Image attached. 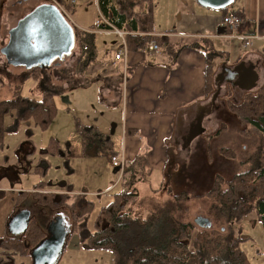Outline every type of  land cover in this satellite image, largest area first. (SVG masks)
I'll return each instance as SVG.
<instances>
[{"label":"trees","instance_id":"trees-1","mask_svg":"<svg viewBox=\"0 0 264 264\" xmlns=\"http://www.w3.org/2000/svg\"><path fill=\"white\" fill-rule=\"evenodd\" d=\"M56 1L64 9L74 12L73 0ZM76 1H83L89 6L94 4L92 0ZM44 2L49 3L47 0ZM4 5V0H0V22ZM100 7L115 27L128 33L126 42L129 52L142 51L152 41H155L164 50L171 48L166 39L153 36L155 30L154 0H101ZM227 11L223 12L227 13ZM232 13L242 19L245 17L238 10ZM92 29H94V25ZM203 41L207 42V40ZM85 43L86 50L83 49ZM78 45L81 48L78 67L82 71H86L98 56L95 34L85 35ZM192 47L203 49L197 44ZM204 51L207 60V92H210L213 90V70L215 71L212 61L225 54L214 49L212 44ZM261 56L264 60V52ZM30 72L32 73L31 78L38 81L39 74L46 71L34 69ZM254 73L258 75L256 81L253 80ZM248 80L246 81L249 84L256 83V87L253 88L256 89V93L252 92L253 89L245 91L246 89L242 88L247 92L244 101L240 106H233V112L246 128L243 132L245 137L249 142L258 144L257 149L253 150L251 156H248L242 163L243 166H246L245 171L237 173L230 180L222 175H217L212 181L210 189L204 194L192 197L187 192L173 194L166 202L155 206L150 212L136 214L128 205L139 197L138 184L150 182L153 175L147 154H140L135 160L129 162L126 170L127 177L121 184V191L115 194L114 201L110 205L102 208L95 222L94 231L89 230L87 221L95 203L83 196L73 194L74 190L71 185L60 184L66 193L30 195L36 201L33 206L29 207L34 210V216L28 231L22 239L13 237L9 232L5 238L0 239L1 256H3L0 264H7V260L13 264L14 254L31 257V252L47 238L44 225L47 226L51 221L47 215L49 213L57 214L60 210H67L72 219L74 218L73 227L65 237L63 253L67 249V243L71 237L77 235L85 250L107 251L113 255L114 264H252L242 248L245 239L241 235L240 223L245 217L256 214L257 220L264 225V73L255 65ZM242 85L244 84L242 83ZM61 93L60 90L48 88L40 98L18 94L17 98L13 100H0V147L5 134L4 117L8 113L15 112L18 121L24 120V122L30 123V120L34 119L36 124L41 125L45 130L57 115L54 97ZM214 95H212V100ZM206 113L208 114L207 110ZM75 122L77 132L83 141L84 150L88 154L95 156L106 154L109 159L119 154L114 151L113 142L109 136L101 132L97 126L87 125L80 119H76ZM193 122L194 120L190 124ZM188 125L178 132L179 134L181 131L183 132L182 137L187 135ZM205 128L207 132L204 136L212 133L221 135L226 130L224 127L221 130L211 129L206 125ZM203 137L195 140L192 147H198L197 145L203 141ZM208 149L210 154L211 150ZM231 152V148H222L221 150L222 156L223 154L228 156L224 157L225 159L235 158L229 155ZM186 153L189 152L186 151ZM41 155L39 168L43 172L49 168L47 156L67 157L65 150L54 138H51L48 147L41 151ZM208 160H212L211 156ZM50 186L52 184L42 182L36 190L43 191ZM25 196L26 193H19V200L23 197L22 201L29 203L31 199L27 200L24 198ZM189 199H201L208 203L206 218L212 222L210 229H201L194 223L195 220H190ZM14 216L15 213L12 217ZM191 245L192 249L190 250Z\"/></svg>","mask_w":264,"mask_h":264},{"label":"rangeland","instance_id":"rangeland-1","mask_svg":"<svg viewBox=\"0 0 264 264\" xmlns=\"http://www.w3.org/2000/svg\"><path fill=\"white\" fill-rule=\"evenodd\" d=\"M4 2L0 22V100H13L17 98L18 94L40 98L48 88L60 90L62 93L54 97L57 115L45 130L41 125H37L34 119H31L30 123L24 122V120L18 121L15 112L8 113L4 117L5 134L0 147V186L4 185L1 188L5 189L3 191L5 193L0 195V237L6 236L2 234L5 226L7 227L5 213L9 211H13L15 214L19 213L20 209L29 208L36 201L35 198L34 200L31 198L29 203H24L22 199L19 200V191L26 192L36 189L42 182L52 184L50 189L53 192L65 190L60 184L67 183L73 187V190H76L74 193L94 202V208L87 221L89 230L94 231L95 222L102 208L110 205L115 194L122 188L120 186L115 190L112 189L113 180L110 184V179L117 172L110 166L108 155L92 156L85 152L82 138L77 132L75 121L76 119L81 120V112H84V109L94 110L92 116L97 111H105L97 97V88L88 81L78 79L80 78L79 73L84 72L78 67V58H81L78 47L73 50L72 57L65 65L39 74L38 81L32 79V73L25 68L9 66L1 54V50L9 41V31L22 17L46 2L44 0H4ZM154 5V12L158 13L160 18H164L165 21L168 17H172V9L176 6V0H154ZM246 9L248 11L247 22L254 23L256 0H237L229 10H238L245 16ZM95 10V4L84 5L83 1L76 6L73 13L67 9L72 22L77 23L80 28H84L90 33L97 34L92 28H85L94 22ZM182 11H184L183 8ZM99 43L103 44V41L101 40ZM260 47L257 44L255 48L249 49L245 53L258 50ZM113 66L115 65L113 64ZM218 67L216 66L215 70ZM28 75L29 78H27ZM213 114L212 108L208 111L207 117ZM231 123L226 134L212 141L211 147L212 150H215L212 160H205V154L200 144L202 142L197 145L198 147H193L194 151L190 152L192 153L191 157L187 159L181 157V147L178 145L180 148L177 147V153L174 154L175 159L169 160L165 172H154L150 182L139 183V197L130 202L128 207L136 214L148 213L158 204L166 202L173 194L187 192L191 197L201 195L210 189L212 181L217 175H222L230 180L237 173L245 171L246 166H243L242 163L248 156H251L253 150L257 149L258 144L249 142L243 134H240L246 128L236 120L232 119ZM205 125H207V120ZM106 131L108 130L106 129ZM51 138L58 141L61 148L67 153V157L47 156L49 168L43 172L39 168L41 151L48 147ZM116 144L120 146L121 139L117 140ZM243 147H247L246 152ZM221 148H232L229 155L235 158L225 159L224 157L228 156L224 154L222 156L219 152ZM108 188L111 190L107 191ZM11 189L16 192H7ZM188 205L191 221L200 216L207 217L208 203L206 201L189 199ZM55 216L58 215L53 213L47 215L49 220L54 219ZM59 216L64 218L68 226L71 225L68 217L63 214H59ZM252 216L255 215H249V217ZM252 221H255V224L249 223ZM240 227L241 235L245 239L242 248L249 260L252 264H264L263 223L257 218L254 220L244 218ZM258 251H261L260 255ZM112 257L107 251L85 250L79 237L73 235L58 264H113ZM2 258L3 256L0 255V260ZM13 260L14 264H32V257L20 254L13 255ZM7 262V264H11L9 260Z\"/></svg>","mask_w":264,"mask_h":264},{"label":"crops","instance_id":"crops-1","mask_svg":"<svg viewBox=\"0 0 264 264\" xmlns=\"http://www.w3.org/2000/svg\"><path fill=\"white\" fill-rule=\"evenodd\" d=\"M79 3L77 1V5ZM184 4L186 6H183ZM243 10L245 12L244 8ZM212 11L200 6L197 0H176L171 18L168 17L164 21V18H160L159 14L155 13L153 36L166 39L171 48L164 50L159 47V51L155 53H146L144 50L130 52L126 60L120 61L115 66L112 62L122 46L121 38L112 33L95 34L98 56L86 71L79 73L81 78H78L79 80L83 79L96 86L97 97L105 110L97 111L92 116L94 110L84 109L85 111L81 112V121L87 125L97 126L101 132L108 135L113 142L114 151L119 154L124 152L129 162L135 160L140 154H147L149 167L153 170V174L154 172H165L169 160L175 159L174 154L177 153V147H181V157L184 159L191 157L192 153H186L187 150L182 149L183 138L189 134L191 125L196 122L202 110L209 111L213 108L214 114L205 119L207 120L206 126L216 130L226 128L221 135L228 132L232 119L243 127L236 113L233 112V106H240L243 103L247 93L245 91H248V88L243 91L241 87H233L225 83L221 97L216 102H212V95L217 92V86L215 87L217 75L221 70L223 72L224 66L233 68L244 65L250 69L251 65H256L264 73V60L261 56L264 52V0H256L254 23L247 22L248 11L246 9L240 34L260 37L251 41L252 45L249 48L245 47L242 39H229L224 36L225 28L222 18L225 14L234 11L229 10L227 13ZM94 22L85 28L91 29ZM74 24L77 25V23ZM101 40L103 44L99 43ZM194 44L200 45L204 50L212 44L214 49L225 54L212 61L213 69L216 66L219 67L213 70V90L210 92H207L205 51L202 48L192 47ZM257 44L261 46L258 50L245 53L255 48ZM126 70L128 78L125 84ZM255 90L252 92L256 93ZM193 120L194 122L190 124ZM187 125L188 133L182 137L183 132L181 131V134L178 132ZM244 131L240 134L245 137ZM221 135L212 133L206 135L201 141L205 160H208L209 156L213 159L215 150H212L211 144ZM180 137L182 138L179 139ZM120 139L121 145L117 146L116 141ZM179 144H181L180 147ZM208 148L211 150L210 154ZM246 148L243 147L245 152ZM221 150L222 148L219 150L220 153ZM112 178L110 184H112ZM2 186L4 185L0 186V195L5 193ZM110 189L108 188L107 191ZM7 192L16 191L11 189ZM24 193H26L24 198L30 200L32 198L30 195L66 193V191L53 192L48 187L43 191L34 188ZM73 194L78 195L74 192ZM20 199L23 200V197ZM13 214V211L5 213L6 224H9ZM247 219L254 220L256 217L252 216ZM249 223L255 224V221ZM7 230L8 227L5 226L2 234L7 236L9 232ZM1 238L5 236L2 235ZM258 252L260 255L261 251ZM112 261L114 264V257ZM12 263L14 264V260Z\"/></svg>","mask_w":264,"mask_h":264},{"label":"water","instance_id":"water-1","mask_svg":"<svg viewBox=\"0 0 264 264\" xmlns=\"http://www.w3.org/2000/svg\"><path fill=\"white\" fill-rule=\"evenodd\" d=\"M197 2L200 6L213 11H225L234 5L235 0H197ZM75 46L76 36L73 27L57 6L44 3L22 17L9 31V41L1 50V54L9 66L22 67L28 71L34 69L51 71L67 63L73 55ZM254 68L255 65H251L250 73H247L244 65L233 68L224 67L223 74L216 80L217 92L212 102L218 100L221 95V87L225 83L244 89L255 88L256 83L245 86L239 81L234 82L239 74L251 75ZM256 79L258 80V75L254 73L253 80L256 81ZM206 115V111L202 110L196 122L191 125L189 134L183 138V150L190 151L195 140L203 137L207 132L204 125ZM33 212L32 209L27 208L20 210L11 218L8 229L13 237L22 239L26 235L34 216ZM194 223L201 229L212 227V222L204 216L196 218ZM64 224L63 217L56 216L46 226L47 234L56 237L57 241H61V233L65 230ZM65 237L61 241L62 246L60 244L55 246L47 236L31 252L33 264H56L63 253Z\"/></svg>","mask_w":264,"mask_h":264},{"label":"built area","instance_id":"built-area-1","mask_svg":"<svg viewBox=\"0 0 264 264\" xmlns=\"http://www.w3.org/2000/svg\"><path fill=\"white\" fill-rule=\"evenodd\" d=\"M49 3L56 5L59 10L61 11V13L63 14V16L67 19V21L69 22V24L74 28L75 33H76V42L79 44L80 42H82V39L85 37V35L87 34H95V33H90L87 30L78 27L76 24H74V22H72L70 20L69 17V12L64 9L57 1L55 0H47ZM100 1L101 0H92V2H94L95 6H96V18H95V22H94V30L97 34L98 33H112V34H116L118 35L121 40H122V46L120 48V50L116 53L112 64L116 65L117 63H119L122 60H126L127 56L129 55V50L127 47V42H126V36L128 35L127 32H124L120 29H118L117 27H115L111 21L104 15V13L101 10L100 7ZM72 6L76 7L77 6V1L73 0L72 1ZM243 20L234 15L233 13L227 14L225 16H223L222 18V24L225 28V35L227 38L229 39H242L244 41V45L246 48H249L252 43L251 41L255 40V39H259L260 37L255 35V36H242L240 34V28L243 26ZM78 49L81 52V48L78 45ZM83 49L86 50L87 49V45L83 44ZM159 45L152 41L150 43L147 44V46L145 47L144 51L146 53H155L159 51ZM76 53V52H75ZM126 66V65H125ZM127 78H128V74H127V70L124 73V83L126 84L127 82ZM110 165L113 169L116 170V174L113 177V187L112 189L117 188L118 186H120L127 177L126 174V170L129 166L128 164V160L125 156V153L122 152L121 154H118L116 156H112L109 159Z\"/></svg>","mask_w":264,"mask_h":264},{"label":"flooded vegetation","instance_id":"flooded-vegetation-1","mask_svg":"<svg viewBox=\"0 0 264 264\" xmlns=\"http://www.w3.org/2000/svg\"><path fill=\"white\" fill-rule=\"evenodd\" d=\"M246 72L248 73H250V71H249V69L248 68H246ZM223 74V72L221 71L218 75H217V77L218 76H220V75H222ZM249 77H250V74L248 75V74H245V75H243V74H239L237 77H236V79H235V81L234 82H236V81H239L241 84L243 83L245 86L246 85H249V83H247L249 80ZM246 80H248V81H246ZM216 84H217V82H216ZM222 87H223V85H222ZM222 87H221V91H222ZM192 150H193V147H192V149L190 150V151H188L189 153L190 152H192ZM127 174V173H126ZM112 192V191H111ZM63 210H66V209H63ZM32 211H34V210H32ZM67 211V210H66ZM62 211V210H60V212H57V214H55V215H58L59 216V214L61 215V214H63V215H65L66 217H68L69 218V222L71 223V225L70 226H68L67 225V223L65 222V230L61 233V239L63 240V237H65V236H67L68 235V233L71 231V229H72V227H73V219H72V216L69 214V212L67 211ZM62 212H64V213H62ZM43 215V214H42ZM46 217V216H45ZM56 217V216H55ZM54 217V218H55ZM47 218V217H46ZM41 219H43V217H41ZM64 219V218H63ZM65 221V220H64ZM44 224H45V220H44ZM45 227H46V225H44ZM47 236H48V239L49 240H51V242H53V244L55 245V246H57V245H61L62 246V244H61V241H57V238L56 237H53V236H51V235H49V234H47Z\"/></svg>","mask_w":264,"mask_h":264}]
</instances>
